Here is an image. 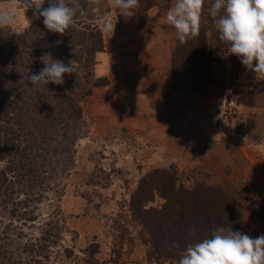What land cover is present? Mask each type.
<instances>
[{
    "label": "rangeland",
    "instance_id": "1",
    "mask_svg": "<svg viewBox=\"0 0 264 264\" xmlns=\"http://www.w3.org/2000/svg\"><path fill=\"white\" fill-rule=\"evenodd\" d=\"M148 1L144 15L140 6L127 17L111 0H88L81 17L100 30L102 50L85 72L89 85L95 79L101 85L79 102L81 136L69 146L50 143L54 152L42 157L47 172L38 182L49 190L33 202L37 220L10 221L0 212V259L10 254L13 264H35L20 249L53 216L61 236L44 264H178L184 251L153 249L130 209L139 181L154 171L167 175L145 182L148 207L162 205V181L178 191L218 186L230 196L233 231L264 235V77L230 53L203 8L200 27L217 49L209 85L198 93L173 91L170 57L178 37L165 17L174 0ZM8 9L14 23L0 37L35 20L18 2L0 1V10ZM129 95L137 100L127 101Z\"/></svg>",
    "mask_w": 264,
    "mask_h": 264
},
{
    "label": "trees",
    "instance_id": "2",
    "mask_svg": "<svg viewBox=\"0 0 264 264\" xmlns=\"http://www.w3.org/2000/svg\"><path fill=\"white\" fill-rule=\"evenodd\" d=\"M14 1L26 7L25 0ZM212 2L204 7L206 20L211 22L208 7ZM78 3L84 14L88 0H78ZM48 6L46 0L44 7ZM140 6H143L140 14L144 15L151 4L140 0L136 9ZM207 32L201 26L198 36L184 44L176 42L170 57L169 85L173 91L198 93L209 85L210 64L217 49L208 43L211 35L207 36ZM101 50L100 30L92 23H85L80 10L63 36L47 31L40 17L21 32L0 37V212L10 221L34 223L37 220L33 202L41 198L40 191L49 190V185L38 182L40 173L47 172V162L42 157L54 152L50 143L69 146L81 136L79 102L90 96L92 88L101 85L96 84L99 79L89 85L85 71L93 66L94 56ZM46 52L66 65L72 61L77 71L66 74L62 85L32 86L28 76L41 71L44 65L40 57ZM157 174L167 175L154 171L141 178L129 203L153 249L185 251L188 244L210 238L218 227L236 228L230 196L218 186L198 184L191 190L178 191L173 187L167 189L166 182L162 181L158 183V191L163 188L162 205L157 209L148 207L150 187L146 188L145 182ZM39 226L38 237L26 239L20 251L33 263L44 264L49 259V249L59 241L62 227L60 220L53 216ZM13 262L10 254L0 259V264Z\"/></svg>",
    "mask_w": 264,
    "mask_h": 264
},
{
    "label": "clouds",
    "instance_id": "3",
    "mask_svg": "<svg viewBox=\"0 0 264 264\" xmlns=\"http://www.w3.org/2000/svg\"><path fill=\"white\" fill-rule=\"evenodd\" d=\"M47 2L49 6L45 8L46 0H25V6L33 10V19L43 17L49 32L63 36L74 24L77 11L83 14L78 0ZM111 3L121 11V16L132 17L140 0H111ZM204 5L205 0H174L167 11L166 24L175 29L181 44L199 35ZM208 13L219 39L230 46V53L246 69L264 77V0H213ZM14 19V10H0V29L12 25ZM40 60L44 67L28 76L32 86L62 85L66 74L77 71L72 61L66 65L53 59L51 53H44ZM178 264H264V235L252 238L232 228L218 227L210 238L188 244Z\"/></svg>",
    "mask_w": 264,
    "mask_h": 264
},
{
    "label": "crops",
    "instance_id": "4",
    "mask_svg": "<svg viewBox=\"0 0 264 264\" xmlns=\"http://www.w3.org/2000/svg\"><path fill=\"white\" fill-rule=\"evenodd\" d=\"M165 41H166V39L164 40V37H163V40H162V45L164 46V43H165ZM166 64V61H165V59H163V65H165ZM165 67V66H164ZM159 69V68H158ZM158 73V70L156 71V74ZM140 96V95H139ZM143 97V96H142ZM137 100V98H135V97H131L130 95H129V97L126 99L127 101H129L130 100V102H132V100Z\"/></svg>",
    "mask_w": 264,
    "mask_h": 264
}]
</instances>
